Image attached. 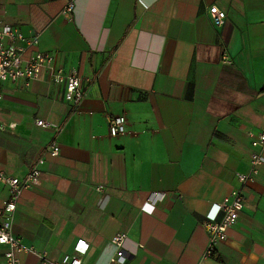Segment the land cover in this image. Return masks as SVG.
<instances>
[{"label":"crops","instance_id":"1","mask_svg":"<svg viewBox=\"0 0 264 264\" xmlns=\"http://www.w3.org/2000/svg\"><path fill=\"white\" fill-rule=\"evenodd\" d=\"M0 21L38 36L84 91L72 105L46 69L2 85L0 168L22 178L43 158L40 184L13 213L12 233L32 249L19 264H40L38 252L46 264H264V161L255 175L250 162V132L264 127V0H0ZM113 115L125 116V134H109ZM234 190L242 209L205 256L206 214ZM151 192L164 197L148 212ZM7 197L0 184V206Z\"/></svg>","mask_w":264,"mask_h":264},{"label":"built area","instance_id":"2","mask_svg":"<svg viewBox=\"0 0 264 264\" xmlns=\"http://www.w3.org/2000/svg\"><path fill=\"white\" fill-rule=\"evenodd\" d=\"M74 4L69 1L64 7V15L69 16L72 12ZM213 23L216 26H221L225 20V14L215 6L208 9ZM39 43L38 36L27 37L16 26L0 21V112L1 100L3 98L2 85L5 82H30L39 79L43 69L48 70L49 76L47 81L51 84H64V99L76 106L83 98L84 91L82 90L80 78L73 70L64 72L62 68H56L53 65V56L45 51L37 49ZM29 51L28 56L24 57V52ZM108 131L111 136H118L126 133V118L124 115H113L107 118ZM14 123L8 124L9 128L14 127ZM36 125L41 127H49L50 123L38 119ZM6 124L0 120V131L4 129ZM252 137L251 147L252 153L250 162L252 166V175L258 173L257 165L262 163L264 159L260 155V148L264 147V127L250 132ZM46 153L51 156L58 155L60 152L59 144L52 141L46 147ZM43 162L40 158L37 163L32 166L27 174L18 178L11 176L0 168V184L7 187L8 197L2 202L0 206V244L5 247L3 252L2 264H19V252H30L32 249L23 244L22 240L16 237L11 230L13 213L16 210L17 202L20 193L23 189H28L40 184V170L38 164ZM238 181L246 182L251 178L249 174L239 173L237 175ZM100 189V187H98ZM164 197L163 193L151 192L146 198L145 206L148 207V212H152L156 204ZM240 192L234 190L227 195L220 203L212 206V211L206 214L204 220V227L208 233L209 240L204 252L205 256H210L217 244L225 237V231L228 227L235 224L238 213L242 209L243 200ZM221 213L220 218L218 215ZM125 237L124 233H118L113 236L112 242L116 245V252L114 260L119 263L124 262L125 257L121 248V243ZM76 252L82 253L87 248V243L83 240H78ZM42 261L40 264H46L45 252L37 253ZM58 264H82L78 255H66Z\"/></svg>","mask_w":264,"mask_h":264}]
</instances>
